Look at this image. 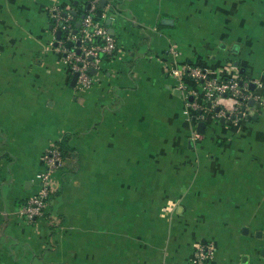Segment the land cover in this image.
<instances>
[{
    "label": "crops",
    "instance_id": "obj_1",
    "mask_svg": "<svg viewBox=\"0 0 264 264\" xmlns=\"http://www.w3.org/2000/svg\"><path fill=\"white\" fill-rule=\"evenodd\" d=\"M61 9L104 13L116 39L85 88ZM181 64L253 81L249 115L218 116ZM52 143L65 152L29 220ZM199 247L201 264H264V0H0V264H198Z\"/></svg>",
    "mask_w": 264,
    "mask_h": 264
},
{
    "label": "built area",
    "instance_id": "obj_2",
    "mask_svg": "<svg viewBox=\"0 0 264 264\" xmlns=\"http://www.w3.org/2000/svg\"><path fill=\"white\" fill-rule=\"evenodd\" d=\"M57 20L62 19L60 28L66 30V34L60 38L59 47L64 53V59L70 63L71 70L77 72L75 86L77 88L88 87L92 82V74L88 67L93 63V59L100 54H111L116 48V39L111 34L106 24L101 18H93L89 13L79 18L80 28L73 32L74 26L71 20L74 15L67 13L61 15L55 12ZM77 40L80 41L79 52L76 51V45H71ZM89 56H92L90 58ZM171 71L179 74L183 73L196 81L200 82L201 90L205 101H209L210 108L218 107L216 114L222 117L236 119L238 117H247L250 113L251 105L249 100L257 98L254 89L249 88L248 82L238 81L236 78L216 77L210 75L206 70L198 66L181 64L178 67H172ZM231 94L233 98L232 107L227 108L219 103L220 98L226 94ZM207 106L193 102L188 106L186 112L194 121L203 117V111ZM208 108V107H207ZM195 123L192 129L193 138L200 137V132L196 129ZM62 152L56 143L50 144L42 154L41 168L38 171V189L30 195L21 205L20 213L26 219H33L43 215L51 194V176L62 162ZM210 256V249L199 247L195 250L193 261L201 264Z\"/></svg>",
    "mask_w": 264,
    "mask_h": 264
},
{
    "label": "water",
    "instance_id": "obj_3",
    "mask_svg": "<svg viewBox=\"0 0 264 264\" xmlns=\"http://www.w3.org/2000/svg\"><path fill=\"white\" fill-rule=\"evenodd\" d=\"M102 1H104V0H101V2H102ZM101 4H102V3H101ZM73 13H74V11H73ZM83 15H84V14H81V17H82ZM79 24H80V21L78 20V21L75 23V27L72 29L73 32H76L77 27L79 26ZM109 31H110V33H112V30H111V29H110ZM60 35H61V30H60V29H57V31H56V37L59 38ZM76 44L79 45V44H80V41L77 40V41H76ZM76 51L79 52V48H77ZM89 57L92 58V56H89ZM95 70H96V69H95L94 67H91V66L88 67V71H89L90 73H94ZM76 77H77V72L74 71V72H73V75H72V79H71V84L74 85L75 80H76ZM240 82H241V81H240ZM249 88L252 89V90L255 88V83H254L253 81H250V82H249ZM254 101H255L254 98H251L250 101H249V104H250V105H253V104H254ZM217 109H218V107H216V110H217ZM202 126H204V122H203V121H200V122L198 123V129H199V130H202Z\"/></svg>",
    "mask_w": 264,
    "mask_h": 264
},
{
    "label": "trees",
    "instance_id": "obj_4",
    "mask_svg": "<svg viewBox=\"0 0 264 264\" xmlns=\"http://www.w3.org/2000/svg\"><path fill=\"white\" fill-rule=\"evenodd\" d=\"M64 12H66L65 10H63V9H61V11H60V14L61 15H64L63 13ZM81 17V15L80 14H74V17H73V19L71 20V25L72 26H74L75 27V23L79 20L78 18H80ZM61 21L63 22V20L62 19H59L58 21H56V18L55 17H53V21H52V23L53 24H57L56 22H58V28H60L59 26L61 25ZM80 21V20H79ZM104 22V21H103ZM105 23V22H104ZM78 28H80V24H79V26L77 27V29ZM61 29V35H60V37L59 38H62L65 34H66V30L65 29H62V28H60ZM76 45V49L77 48H79L78 47V45L76 44V42L75 43H71V45ZM58 145H59V147H60V150H61V152H62V156L64 155V148H63V146L60 144V143H57Z\"/></svg>",
    "mask_w": 264,
    "mask_h": 264
},
{
    "label": "rangeland",
    "instance_id": "obj_5",
    "mask_svg": "<svg viewBox=\"0 0 264 264\" xmlns=\"http://www.w3.org/2000/svg\"><path fill=\"white\" fill-rule=\"evenodd\" d=\"M231 98L228 97L227 99L225 98L223 101L220 100L219 103H221L222 106L227 107V108H231L232 107V103L230 102ZM233 102V100H232Z\"/></svg>",
    "mask_w": 264,
    "mask_h": 264
}]
</instances>
